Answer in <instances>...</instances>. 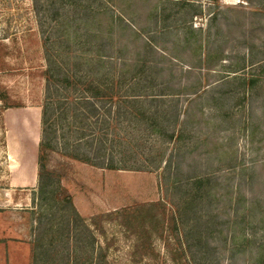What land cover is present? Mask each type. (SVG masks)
Wrapping results in <instances>:
<instances>
[{"label": "trees", "instance_id": "1", "mask_svg": "<svg viewBox=\"0 0 264 264\" xmlns=\"http://www.w3.org/2000/svg\"><path fill=\"white\" fill-rule=\"evenodd\" d=\"M197 1L158 0L140 25L128 4L114 0H34L47 66L32 264H110V244L100 242L110 222L124 228L133 241L132 253L144 264L166 263L156 249L158 239L168 248L173 239L180 248L179 256L171 253L173 264H213L214 241H227L234 224L245 238L248 228L264 229V205L242 188L252 185L256 168L238 160L233 145L236 135L258 151L264 145V121L253 106L257 100L264 106V38L254 43L245 37L240 44L248 48L237 55V63L227 64L232 55L225 53L227 34L217 25L220 11L210 17L206 34L192 25L195 16L205 13ZM247 1L257 18L253 28L264 31V0ZM127 35L136 42L134 51ZM188 50L187 57L179 53ZM171 54L191 69L221 67L237 74L221 75L210 90L202 82L188 86L181 81L184 73L175 76L174 63L166 64ZM205 93H211L207 103L212 100L214 115L222 118L217 126L228 131L229 148L212 162L225 160L230 169L238 168L235 184L222 185L202 154L193 155L206 133L193 127L195 113L181 96L189 100ZM72 161L160 172L164 197L87 220L63 185L73 173ZM223 201H230L234 216L221 214ZM256 250L247 264H264V243Z\"/></svg>", "mask_w": 264, "mask_h": 264}, {"label": "rangeland", "instance_id": "2", "mask_svg": "<svg viewBox=\"0 0 264 264\" xmlns=\"http://www.w3.org/2000/svg\"><path fill=\"white\" fill-rule=\"evenodd\" d=\"M114 1L117 4H128V11L136 12L140 25L146 23L148 12L158 2V0ZM197 3L202 4L205 13L202 16H195L192 25L196 29L203 28L206 34L210 17L220 11L218 12L220 20L217 25L222 26L227 34L225 53L232 55L230 59L224 61L227 64L237 63L239 59L237 55L246 51L248 46L244 43L240 44V41L245 37L254 43H260L264 38L263 30L253 28L257 24V18L251 11L252 5L247 0H219L218 5L211 0H198ZM216 27V25L212 26L211 32H215ZM126 39L130 49L134 51L136 42L132 43L131 36L128 35ZM42 43L40 22L34 0H0V187L5 185L9 178V169L13 165L19 167L22 162L28 168L32 165L31 159H24L25 156L22 154L24 144L28 145L27 152L29 154L34 151V155L37 154L38 157L45 95L44 73L47 66ZM179 53L186 57L191 55L190 50L183 52L184 54ZM168 59L169 63L166 62V64L174 63L173 74L180 76L183 72L185 76L181 81L188 86L199 85L202 82L203 88L210 90L216 86V83L218 85L221 82V75L232 78L237 74L224 71L221 67H217V70L212 68H205L201 71L199 68L191 69V64L175 62L172 59V54L168 55ZM168 73L165 71L163 75L166 76ZM181 97L185 108H188L193 114L195 113L193 127L196 126L198 130L202 129L203 133H206L204 134L206 141L203 143L202 139L201 145L197 147L193 155L202 154L210 169L217 171L222 185H226L227 182L237 183L239 181L238 168L230 169L231 167L229 168L223 163L225 160L221 164L216 161L212 162L215 156H218V152L228 149L229 145L227 137H225L228 131L220 130V127L217 126L222 118L214 115L215 103H212V100L210 104L207 103L211 99V93H205L202 97L192 94L189 100H186V96ZM254 102L255 115L264 121L263 104L258 100ZM200 107L203 109V113L200 111ZM193 109L194 111H192ZM29 141H32L33 144H30ZM222 143L225 144V147L222 146ZM233 145L234 155H238V160L243 159L248 165L253 163L252 167L254 166L257 171L252 185L244 184L243 191L250 197H256L264 205V145L258 151L249 144L247 138L240 136L237 140V135ZM10 153L15 155L14 159L10 158ZM218 165L223 167L218 170ZM72 166L73 173L68 180H63V185L68 188L77 209L87 220H90L95 214L113 211L136 201L156 202L164 197L160 172L109 170L77 161H72ZM34 189L32 192L30 190L18 191L19 194L26 192L28 196L33 195L34 199L36 197L33 203L32 241L37 234L35 226L38 215L36 203L38 201V183ZM27 201L29 200L27 199ZM229 204L231 206L230 201L220 203L219 207L224 217L235 215V212L228 207ZM233 226L227 241L219 237L214 241V245L218 249H215L213 264H247L251 254L257 251L258 244L264 243L263 228L257 227L255 231H252L251 228L246 229L248 235L245 238L235 230L237 224ZM106 227L108 233L105 237L100 236V242L103 247H106V243L110 244L108 250L110 264H144L139 260L137 254L132 253L133 241L126 237L122 226L110 222L106 224ZM18 245L27 247L28 253L32 249L33 253V243L32 245L30 242L18 243ZM155 246L157 251L165 257V264H173L172 254L179 256L180 248L173 239L169 248L160 239L155 242ZM156 262L162 263L161 261Z\"/></svg>", "mask_w": 264, "mask_h": 264}, {"label": "crops", "instance_id": "3", "mask_svg": "<svg viewBox=\"0 0 264 264\" xmlns=\"http://www.w3.org/2000/svg\"><path fill=\"white\" fill-rule=\"evenodd\" d=\"M29 143L33 144L32 141ZM27 147L28 145H23L22 154L25 156L24 159H31L32 165L29 168L24 162L21 163V167L13 165L9 169V178L5 185L0 187V264H32V249L28 253L27 247L18 245L28 242L32 245L33 203L36 199L33 195L28 196L26 192L19 194L18 191L32 192L39 181L37 154L34 155V151L29 154ZM9 156L13 159L15 157L13 153Z\"/></svg>", "mask_w": 264, "mask_h": 264}]
</instances>
